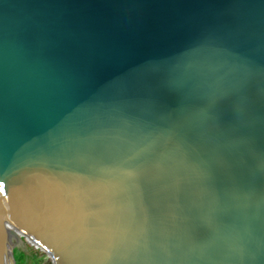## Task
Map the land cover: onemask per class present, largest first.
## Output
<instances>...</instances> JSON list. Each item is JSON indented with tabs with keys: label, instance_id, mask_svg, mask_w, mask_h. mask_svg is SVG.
Listing matches in <instances>:
<instances>
[{
	"label": "water",
	"instance_id": "95a60500",
	"mask_svg": "<svg viewBox=\"0 0 264 264\" xmlns=\"http://www.w3.org/2000/svg\"><path fill=\"white\" fill-rule=\"evenodd\" d=\"M0 184V264H264V0H0Z\"/></svg>",
	"mask_w": 264,
	"mask_h": 264
},
{
	"label": "trees",
	"instance_id": "16d2710c",
	"mask_svg": "<svg viewBox=\"0 0 264 264\" xmlns=\"http://www.w3.org/2000/svg\"><path fill=\"white\" fill-rule=\"evenodd\" d=\"M26 251L18 250L15 251L16 264H47L41 262L37 256V249H29L28 242H26ZM43 247V246H39Z\"/></svg>",
	"mask_w": 264,
	"mask_h": 264
},
{
	"label": "rangeland",
	"instance_id": "374dc122",
	"mask_svg": "<svg viewBox=\"0 0 264 264\" xmlns=\"http://www.w3.org/2000/svg\"><path fill=\"white\" fill-rule=\"evenodd\" d=\"M25 241L28 242L29 249H37V256L41 262H46L47 264H54L53 257L51 253L44 247H39L40 245L36 242H30L27 240L26 236H24ZM23 251V250H22Z\"/></svg>",
	"mask_w": 264,
	"mask_h": 264
},
{
	"label": "snow or ice",
	"instance_id": "6c2138e0",
	"mask_svg": "<svg viewBox=\"0 0 264 264\" xmlns=\"http://www.w3.org/2000/svg\"><path fill=\"white\" fill-rule=\"evenodd\" d=\"M3 187V185L2 184H0V188H2Z\"/></svg>",
	"mask_w": 264,
	"mask_h": 264
},
{
	"label": "bare ground",
	"instance_id": "6f19581e",
	"mask_svg": "<svg viewBox=\"0 0 264 264\" xmlns=\"http://www.w3.org/2000/svg\"><path fill=\"white\" fill-rule=\"evenodd\" d=\"M33 239H36L34 236H32Z\"/></svg>",
	"mask_w": 264,
	"mask_h": 264
}]
</instances>
